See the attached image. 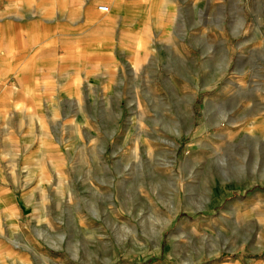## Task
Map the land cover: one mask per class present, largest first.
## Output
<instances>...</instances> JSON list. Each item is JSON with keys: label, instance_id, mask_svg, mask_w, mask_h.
Segmentation results:
<instances>
[{"label": "rangeland", "instance_id": "rangeland-1", "mask_svg": "<svg viewBox=\"0 0 264 264\" xmlns=\"http://www.w3.org/2000/svg\"><path fill=\"white\" fill-rule=\"evenodd\" d=\"M159 4L116 89L57 95L40 158L0 160V264L264 257V0Z\"/></svg>", "mask_w": 264, "mask_h": 264}, {"label": "crops", "instance_id": "crops-1", "mask_svg": "<svg viewBox=\"0 0 264 264\" xmlns=\"http://www.w3.org/2000/svg\"><path fill=\"white\" fill-rule=\"evenodd\" d=\"M159 1L0 0V160L8 153L22 165L40 158L39 131L54 133L57 95H73L76 87L100 95L116 89L109 84L117 77L115 51H141V34L159 27ZM13 123L14 137L7 130ZM9 143L14 150L6 149ZM255 264H264V257Z\"/></svg>", "mask_w": 264, "mask_h": 264}, {"label": "built area", "instance_id": "built-area-1", "mask_svg": "<svg viewBox=\"0 0 264 264\" xmlns=\"http://www.w3.org/2000/svg\"><path fill=\"white\" fill-rule=\"evenodd\" d=\"M98 10L101 11V12H106L107 11V7L103 6V5H100V6H98Z\"/></svg>", "mask_w": 264, "mask_h": 264}, {"label": "bare ground", "instance_id": "bare-ground-1", "mask_svg": "<svg viewBox=\"0 0 264 264\" xmlns=\"http://www.w3.org/2000/svg\"><path fill=\"white\" fill-rule=\"evenodd\" d=\"M107 7V6H106Z\"/></svg>", "mask_w": 264, "mask_h": 264}]
</instances>
